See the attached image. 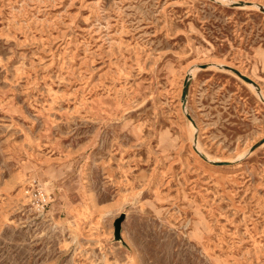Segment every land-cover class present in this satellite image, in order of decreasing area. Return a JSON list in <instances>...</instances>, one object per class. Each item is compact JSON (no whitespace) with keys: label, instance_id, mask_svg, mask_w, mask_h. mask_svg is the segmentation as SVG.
Returning a JSON list of instances; mask_svg holds the SVG:
<instances>
[{"label":"rangeland","instance_id":"obj_1","mask_svg":"<svg viewBox=\"0 0 264 264\" xmlns=\"http://www.w3.org/2000/svg\"><path fill=\"white\" fill-rule=\"evenodd\" d=\"M263 96L264 0H0V264H264Z\"/></svg>","mask_w":264,"mask_h":264},{"label":"built area","instance_id":"obj_2","mask_svg":"<svg viewBox=\"0 0 264 264\" xmlns=\"http://www.w3.org/2000/svg\"><path fill=\"white\" fill-rule=\"evenodd\" d=\"M29 189L34 191L37 195V199L39 204H37L42 210L44 206L46 205V195H44L42 191V186L39 184V182L36 179H32L31 182L29 183Z\"/></svg>","mask_w":264,"mask_h":264},{"label":"water","instance_id":"obj_3","mask_svg":"<svg viewBox=\"0 0 264 264\" xmlns=\"http://www.w3.org/2000/svg\"><path fill=\"white\" fill-rule=\"evenodd\" d=\"M245 80H247L248 82H252L251 80L247 79L246 77L242 76ZM190 80L188 79V76H186V79L184 80V88H183V92H182V104H184V101L186 99V94H187V88L189 85ZM253 83V82H252ZM255 85V84H254ZM256 86V85H255ZM201 156V155H200ZM123 219V215L121 214L116 220H115V232L116 234H118L119 231V226H120V222Z\"/></svg>","mask_w":264,"mask_h":264},{"label":"bare ground","instance_id":"obj_4","mask_svg":"<svg viewBox=\"0 0 264 264\" xmlns=\"http://www.w3.org/2000/svg\"><path fill=\"white\" fill-rule=\"evenodd\" d=\"M195 68H197V67H194V70H195ZM190 70H191V69H190ZM190 70H189V72L187 73V74H188V77H189L188 79H190L191 77H193V74H194V72H195V71L193 72L192 70H191V71H190ZM249 85H250L251 87H252V86L255 87L253 84H249ZM262 95H263V94H262ZM263 97H264V96H263ZM191 127L193 128V130L195 129V126H194L192 123H191Z\"/></svg>","mask_w":264,"mask_h":264}]
</instances>
